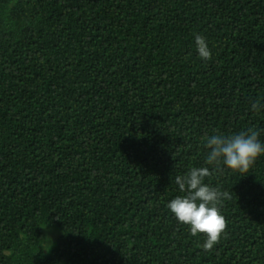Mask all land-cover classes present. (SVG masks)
I'll use <instances>...</instances> for the list:
<instances>
[{
	"label": "trees",
	"instance_id": "1",
	"mask_svg": "<svg viewBox=\"0 0 264 264\" xmlns=\"http://www.w3.org/2000/svg\"><path fill=\"white\" fill-rule=\"evenodd\" d=\"M203 35L211 60L202 59ZM264 0H0V264H264ZM208 167L228 192L210 251L167 204Z\"/></svg>",
	"mask_w": 264,
	"mask_h": 264
},
{
	"label": "clouds",
	"instance_id": "2",
	"mask_svg": "<svg viewBox=\"0 0 264 264\" xmlns=\"http://www.w3.org/2000/svg\"><path fill=\"white\" fill-rule=\"evenodd\" d=\"M195 43L199 56L204 60H211L206 37L196 35ZM262 107L264 105L260 101L252 104L253 110L258 111ZM258 137L259 132L256 130L238 135L218 134L207 137L204 144L208 149L207 163H223L229 169L247 173L257 158L264 154V144ZM211 175L208 167H193L187 174L176 176L175 183L184 195L176 196L167 204L180 223L190 226L193 236L198 233L206 234L207 239L202 245L205 251L212 250L225 233L227 222L218 205L222 199L231 198L228 192H221L204 183L205 178Z\"/></svg>",
	"mask_w": 264,
	"mask_h": 264
}]
</instances>
